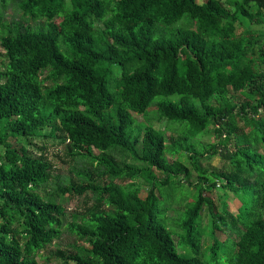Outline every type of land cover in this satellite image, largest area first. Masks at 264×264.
Returning a JSON list of instances; mask_svg holds the SVG:
<instances>
[{"label": "trees", "instance_id": "trees-1", "mask_svg": "<svg viewBox=\"0 0 264 264\" xmlns=\"http://www.w3.org/2000/svg\"><path fill=\"white\" fill-rule=\"evenodd\" d=\"M0 48V264H41L42 251L56 264H264V0H0ZM207 130L217 141L198 148ZM37 137L64 146L67 176ZM211 155L219 170L199 165ZM173 178L197 193L175 219ZM217 185L235 214L207 195Z\"/></svg>", "mask_w": 264, "mask_h": 264}, {"label": "rangeland", "instance_id": "rangeland-1", "mask_svg": "<svg viewBox=\"0 0 264 264\" xmlns=\"http://www.w3.org/2000/svg\"><path fill=\"white\" fill-rule=\"evenodd\" d=\"M206 0H197L198 3H203ZM17 16H19V12L14 13ZM12 11L8 10L6 13V18L9 20L12 18ZM18 18V17H16ZM33 24V23H32ZM240 30V29H239ZM3 51L0 48V59L3 58L2 55ZM144 120L143 116H138L137 121L140 122ZM154 126L160 130H164V134L166 135L168 141L170 142V137L172 136L174 139H176L179 136V133L174 131L173 128L175 125H169L165 119H161L159 122H154ZM172 124V123H171ZM209 128H212L211 126ZM210 130V129H209ZM49 129H45L43 133H48ZM196 141H198V148L200 145H207L210 143H213L217 141V138L214 136V134L211 131H206L204 133H201L196 137ZM33 144L35 146H32L31 148L34 152H38V148L43 147L45 155L48 156V158L52 161L54 164L53 169V175H59V179H62L64 176H67L70 171V167L74 165L75 162H73L67 154L64 152V146L62 144H59L58 141L52 137H37L33 139ZM96 152V151H95ZM116 159L119 161L124 160L125 162L140 165L139 162L134 161L132 158H130L128 155H122L119 152L116 153ZM167 157L169 160H174L176 158L181 159L183 162L188 163L189 160L187 159V154H167ZM225 164V161L219 156V155H211L210 157H203L199 158V165L203 168H206L207 170H219L223 165ZM191 168V180L193 179V176L195 175L194 169ZM128 181V180H126ZM185 181V180H184ZM134 182L139 186V190L142 194L145 193V191L148 189V185L143 181L141 178L134 179ZM188 181H185L183 184L176 182L174 178L172 179V183L169 184L166 187V190H163V196L164 201L170 200L171 198H175V201L172 202V208L167 212V216L169 218L175 219L177 215H179V212L182 210V206L184 204H190L194 201L197 193L195 189L187 184ZM209 197L212 198L214 203L220 207L222 205V202L228 205V209L232 214H235L237 212V206H238V200L236 196L224 188H221L220 186H216L215 188L211 189L208 194ZM84 199V196H74L72 198H69L66 202V206L68 210H74L76 207H79L82 200ZM91 203V202H90ZM82 205V204H81ZM177 208L179 209V212H177ZM211 216L208 212V209L206 206L203 207L200 218H199V225L202 229V235L204 237L205 242H211L210 237L206 233L209 225H210ZM64 235L69 236L70 233L68 231L64 232ZM216 237L223 241L227 237L232 238L235 240L237 238L236 233L231 231L230 229L222 228L221 230L215 231ZM63 237V236H62ZM68 241V238H64L61 243L63 244V247H66V242ZM179 248V247H177ZM43 258H38L39 262L41 264H56L57 260L51 258L50 261L47 260L48 252L42 251ZM59 262V261H58ZM71 264V263H69Z\"/></svg>", "mask_w": 264, "mask_h": 264}]
</instances>
